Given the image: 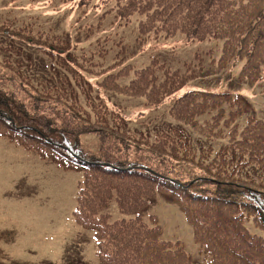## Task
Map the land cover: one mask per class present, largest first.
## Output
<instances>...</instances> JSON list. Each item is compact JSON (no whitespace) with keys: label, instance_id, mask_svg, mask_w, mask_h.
I'll use <instances>...</instances> for the list:
<instances>
[{"label":"trees","instance_id":"16d2710c","mask_svg":"<svg viewBox=\"0 0 264 264\" xmlns=\"http://www.w3.org/2000/svg\"><path fill=\"white\" fill-rule=\"evenodd\" d=\"M100 2L125 21L137 14L142 43L179 33L188 41L221 38L219 68L244 60L242 80L264 76V0ZM11 19L0 16V136L65 169H83L75 218L95 231L103 264H192L180 241L161 237L157 214L145 219L158 192L184 213L207 264H264V118L249 114L240 127L251 107L244 96L198 89L173 100L170 117L208 141L197 149L181 127L133 130L123 107L102 91L157 107L198 70L190 63L171 69L154 58L108 72L111 53L114 59L128 53L120 41L103 35V52H88L68 34ZM4 34L49 56V74H26L22 47H9ZM130 74L128 82L119 80ZM113 198L129 217L110 220L104 210Z\"/></svg>","mask_w":264,"mask_h":264},{"label":"rangeland","instance_id":"374dc122","mask_svg":"<svg viewBox=\"0 0 264 264\" xmlns=\"http://www.w3.org/2000/svg\"><path fill=\"white\" fill-rule=\"evenodd\" d=\"M109 7L110 4L100 0L89 6H81L77 0H0V16L14 17L11 20L15 25L32 21L35 26L58 35L68 34L88 52L90 49L103 52L104 36L120 41L128 53L119 59H114L111 53L106 64L108 72H116L126 63L143 67L154 58L171 69L184 71L182 67L190 63L198 70L195 77L157 107L145 104L143 98L102 91L110 103L123 107L133 130L152 132L176 126L185 130L196 149L207 144V140L169 114V107L179 94L198 89L244 96L251 107L239 117L240 127L247 123L249 114L264 118V76L256 81L242 80L244 60L219 68L217 60L223 39L188 41L179 33L173 37H145L142 43L137 30L138 15L125 21L115 16V10L108 11ZM1 37L17 51L18 46L22 47L20 59L26 74L33 79H43L49 74L52 65L49 56L28 46L21 38L11 39L8 34ZM132 76H121L119 80L126 83ZM83 177V169H65L0 136V264H103L97 254L95 231L83 227L75 218L78 186ZM104 211L110 214L111 221L129 217L119 210L115 198ZM150 214L158 215L163 239L180 241L191 254L192 264H207L191 225L171 198L158 192L145 210V219Z\"/></svg>","mask_w":264,"mask_h":264}]
</instances>
